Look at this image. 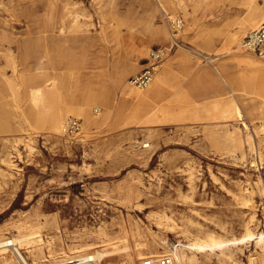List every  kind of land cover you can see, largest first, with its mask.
I'll return each mask as SVG.
<instances>
[{
	"label": "rangeland",
	"instance_id": "rangeland-1",
	"mask_svg": "<svg viewBox=\"0 0 264 264\" xmlns=\"http://www.w3.org/2000/svg\"><path fill=\"white\" fill-rule=\"evenodd\" d=\"M186 2L189 18L179 6L173 14L164 0H0V67L19 91L21 109L35 81L22 75L36 72L43 55L66 83L60 106L81 102L87 85L110 93L107 100L88 102L96 123L68 113L66 119L82 120L81 133L71 140L18 116L22 111L11 105L12 91L2 86L0 239L16 235L15 226L27 218L35 220L24 228L42 223V242L52 239L57 255L69 244L97 242L101 228L114 240L126 233L131 248L137 239L166 242L158 254L171 253L180 241L229 240L248 228L264 232V75L237 86L236 95L214 82H223L219 72L257 75L238 57L264 60L240 45L264 20V0H207L203 7ZM170 15L185 20L175 35L179 45L159 68L161 91L139 109L121 97L114 77L135 61L139 68L129 81L145 67L151 48L170 46ZM244 20L247 30L226 45ZM161 26L164 35L157 34ZM212 95L221 96L224 107L234 98L250 127L243 128L235 114L228 120L213 109H195L196 101ZM163 114L170 120L148 123ZM247 199L253 208L243 205ZM137 229L141 234L135 237ZM256 249L249 242L234 250L237 264H250ZM200 257L202 264H233L219 254Z\"/></svg>",
	"mask_w": 264,
	"mask_h": 264
},
{
	"label": "bare ground",
	"instance_id": "bare-ground-1",
	"mask_svg": "<svg viewBox=\"0 0 264 264\" xmlns=\"http://www.w3.org/2000/svg\"><path fill=\"white\" fill-rule=\"evenodd\" d=\"M15 1V0H14ZM25 1V0H18ZM195 5H199L203 7L206 5L207 0H193ZM165 6H167L173 14L177 12V6L184 11L186 18L190 17L191 8L186 0H164ZM67 6V5H66ZM261 17L264 18V9H262V13H260ZM259 15L255 18L257 19ZM260 18V17H259ZM254 19V20H255ZM245 20L241 22L242 26L236 31L232 32L228 35L226 40V45L231 46L239 41L240 36L247 30V26L244 25ZM258 26V25H257ZM256 26V27H257ZM189 22L187 23L188 31ZM255 28V27H254ZM157 34L164 35L165 27L161 26L156 28ZM242 39V38H241ZM241 43V40H240ZM241 45V44H240ZM182 47V46H181ZM143 50L142 48L140 49ZM239 63L244 68H248L249 70H254L257 72V75L241 74V73H233V72H219L222 77L221 82L217 77L214 78L215 84L218 86L222 85L223 87L230 88V91L233 95H236L238 92L237 86H241L246 81L256 80L257 77L264 75V60H258L250 57H238ZM36 64V72L30 71L28 74H23L22 77H28L29 79L34 78V85L30 87V89L26 90L25 98H26V109L22 108L17 103L19 91L13 90L10 82L6 81L5 70L0 67V117H2V86L11 90V97L15 100V102H11L16 110L22 111V113H18V116H23V118L31 125L36 126L37 123H43L52 133L60 134L62 133V128L64 121L67 116H69V112H74L79 116H84L86 118L87 124L90 125L92 123H96L94 117L88 110V102L95 101L96 99L107 100L110 96V93L104 87H91L85 86L83 90V100L78 102L76 105H72L73 103L66 104L68 106H60L58 104V98L61 96L63 92V86L66 84L63 82L62 76L55 73L47 64V56H39L37 57ZM139 65L135 61H128L125 65H123L114 77V82L120 90L121 97L125 100H128L134 103L137 108L141 109L146 107L151 101V99L156 96L161 91V81H163V73L162 69H159L156 72L154 81L151 85L145 90H136L132 87L127 80V77L135 73L138 70ZM52 70V71H51ZM258 77V78H259ZM33 79V80H34ZM39 79V80H36ZM87 84V83H86ZM70 85V84H69ZM78 85V84H74ZM222 88V87H221ZM9 97V96H7ZM229 99V98H228ZM231 98L227 102H225L226 107L222 106L224 103V99L219 95H212L206 98V100L196 101L195 109L204 108L207 111L213 109L216 112H221L220 117L226 118L230 120L236 115L238 121H241L243 128H249L250 124L247 123L242 114L241 106L237 105L234 100ZM223 100V101H222ZM236 100V99H235ZM10 104V103H8ZM70 105V106H69ZM30 110V113L24 110ZM254 109V108H253ZM197 112V110H196ZM228 112V114L224 113ZM168 114H163L161 118L150 120L148 123H162L168 119ZM1 119V118H0ZM148 145V144H145ZM254 166V165H253ZM246 189V188H245ZM251 191V190H249ZM252 193V192H251ZM244 206L254 207V204L247 199V201L243 202ZM169 219V218H168ZM34 218L22 219L21 222L16 225L17 234L2 239L7 241L6 245L15 244L19 249L22 246L28 245V251L19 250L22 257L25 259L27 264H46L44 262L49 261V258L52 257L55 261L51 264H66L69 259L82 256L84 254H92L100 261L111 260L113 264H127L132 263L136 258H142L145 253H149L151 256L158 255V252L155 251L159 246L164 245L166 242L160 243L157 240H140L137 239L135 246L133 248L130 247L127 241V234L120 237L118 240H114L110 233L105 228H101V230L95 235V239L97 242L87 243L86 245L79 244H69L62 252L58 255L55 254V250L51 247L53 245L52 239H45L43 244V238L41 234V230L43 229L42 223L37 224L34 230H26L24 225L27 223H33ZM37 223V222H36ZM252 226V225H251ZM249 227V226H248ZM147 228V227H146ZM153 230V229H152ZM149 231V230H148ZM141 234L139 229L133 232L135 237H138ZM2 232H0V236ZM198 236V235H197ZM236 236V235H235ZM249 242H255L256 245L260 248V250H255L250 256V264H264V260L262 259V253L264 254V232H254L247 229V232L242 237H236L229 240H218L216 237H212L210 240H195L194 242L184 243L179 242L177 245L173 246L174 250L171 251L174 254L175 261L177 264H202V260L200 254L207 256L210 254H219L221 259L224 262H231L233 264H237V253L234 251L239 247L248 244ZM67 243V242H66ZM172 245V244H171ZM251 245V244H250ZM171 248V247H170ZM92 251L90 253H85L86 251ZM10 247H4L0 250V258H2V262L0 264H11L13 262L12 255L15 256ZM161 251V250H160ZM160 254V253H159ZM256 254L255 256H252ZM16 257V256H15ZM60 258V259H58ZM115 261H112L113 259ZM256 259V262L254 261ZM30 259L32 261H30ZM51 260V259H50Z\"/></svg>",
	"mask_w": 264,
	"mask_h": 264
},
{
	"label": "built area",
	"instance_id": "built-area-1",
	"mask_svg": "<svg viewBox=\"0 0 264 264\" xmlns=\"http://www.w3.org/2000/svg\"><path fill=\"white\" fill-rule=\"evenodd\" d=\"M168 25L172 32V41L170 46L153 47L147 58L145 67L132 75L129 78V83L132 87L139 90H145L154 81L155 74L162 67L168 53L179 45V41L175 35L183 30L185 20L181 15L168 16ZM241 47L243 50L254 53L264 58V20L254 29L248 31L242 39ZM1 60V59H0ZM82 131V120L77 117H69L64 121L62 133L64 137L74 140ZM7 238V237H6ZM5 239V238H4ZM7 241L0 239V250L4 247H10L15 254L19 264H27L25 259L20 254L23 249H19L15 244L6 245ZM256 262V259L254 258ZM66 264H107L98 260L92 254H84L72 259H69ZM138 264H177L174 254L162 253L155 256L148 255Z\"/></svg>",
	"mask_w": 264,
	"mask_h": 264
}]
</instances>
